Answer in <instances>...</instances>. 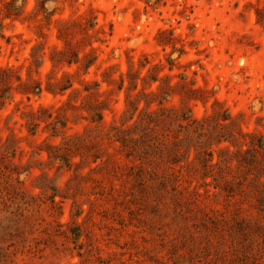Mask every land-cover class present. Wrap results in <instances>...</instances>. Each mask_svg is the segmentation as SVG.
Returning a JSON list of instances; mask_svg holds the SVG:
<instances>
[{
	"label": "rangeland",
	"instance_id": "374dc122",
	"mask_svg": "<svg viewBox=\"0 0 264 264\" xmlns=\"http://www.w3.org/2000/svg\"><path fill=\"white\" fill-rule=\"evenodd\" d=\"M35 6L0 15V264H250L234 213L255 198L226 191L246 169L217 116L264 135V0ZM186 105L205 134L176 162Z\"/></svg>",
	"mask_w": 264,
	"mask_h": 264
},
{
	"label": "trees",
	"instance_id": "16d2710c",
	"mask_svg": "<svg viewBox=\"0 0 264 264\" xmlns=\"http://www.w3.org/2000/svg\"><path fill=\"white\" fill-rule=\"evenodd\" d=\"M19 0H7L4 2L3 7H0V15L4 20L11 19L17 20L24 16V5L26 0H22L24 4L22 6H18L17 2ZM35 12L34 16L38 14H44V18L46 20H50L53 16L52 12H48L47 3L57 0H35ZM93 22V21H92ZM92 61L88 62V67H90ZM8 70H0V74H6ZM24 83V82H22ZM196 88L192 89V94L190 98L196 99L197 96ZM156 92L152 91L150 94H155ZM128 102L132 105V111L128 109V113L131 118L134 117V110H137L135 100H131L129 94H127ZM100 107L95 109V113L93 116V120L102 121L104 117V109L105 106L100 102ZM186 113L181 115V119L185 120V122L181 123V128L183 129L184 136L179 138V143L182 146V153L178 154L176 151L174 152V161H179V155L188 159L190 152L195 146L194 137L191 134L192 132H196L198 135L205 134L204 131V122L202 120H197L192 116V109L189 105H186ZM146 114H151L152 112H145ZM218 119L230 120L227 126H236V130L228 129L225 133V130H220L217 132L219 136V141L228 142L229 145L226 146V150L230 152V155L233 157H237L240 164L245 166L246 171H242L234 176L233 178L227 179L225 181L226 191L235 198L237 203L243 202L246 199V196L251 195L255 198L254 205L257 209V213L255 215H241L242 211L240 209V205L237 204V208L235 210L234 216L236 218V231H237V239H239L242 243V247L245 250L244 254L246 259L250 264H264V135H261L257 132H249L245 131L242 127L235 124V120L230 116L227 111H224V115L220 114L217 116ZM192 119V120H191ZM141 122L138 121L131 127H137ZM222 127V126H221ZM224 127V126H223ZM199 137V136H198ZM124 145L128 142L127 138L124 136L119 137ZM152 136H150V130L146 126L142 129V133L138 138V142H141L143 147V152L147 153L149 148V144L151 143ZM196 140V139H195ZM198 142L203 143L204 139L201 137L198 138ZM176 143V146L178 145ZM234 147V149L231 148ZM246 146V147H245ZM175 149V148H174ZM199 151H196V155ZM239 155V157H238ZM212 156V155H211ZM145 158V157H144ZM190 162V160H189ZM255 168L254 175L251 177L248 175L249 170ZM241 169V168H240ZM249 183L251 187H249ZM247 186V187H246Z\"/></svg>",
	"mask_w": 264,
	"mask_h": 264
}]
</instances>
